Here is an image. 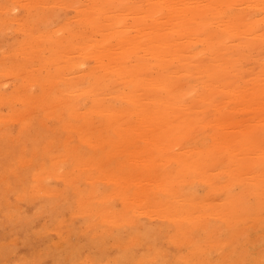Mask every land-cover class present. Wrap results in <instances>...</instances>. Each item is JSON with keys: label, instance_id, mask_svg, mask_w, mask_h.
Instances as JSON below:
<instances>
[{"label": "bare ground", "instance_id": "obj_1", "mask_svg": "<svg viewBox=\"0 0 264 264\" xmlns=\"http://www.w3.org/2000/svg\"><path fill=\"white\" fill-rule=\"evenodd\" d=\"M33 1H29L31 9ZM23 2L26 0L18 3L20 7ZM42 2L39 5L42 6ZM80 2L81 0L78 2L81 5L72 3L74 8L77 6L75 15L73 14L76 18L72 16V20L76 19L74 24L72 20L71 24H64L63 21H67L64 19L61 23L63 25H58L53 32V29L48 32L46 28L44 30L47 31H43V27H35L42 32L34 30L35 36L31 35V38L34 36L39 42L36 41L33 49L39 46V50L36 49L38 54L45 48H42L43 45L48 47V43L50 45L45 51L50 50V55L36 59L39 66L36 65L34 69L37 72L30 78L32 80H26L45 82L59 77L58 80H61L66 91L60 89L53 94L50 90L53 91L54 88L51 87L38 99L34 94L29 96L27 93L30 100L32 95L35 98L31 105L36 102L40 104L45 99L52 106L59 102L57 120H65L64 129L73 132L77 143L86 147L81 156L78 145L69 144L67 139L61 149L67 152L72 150L75 157L73 160H78L80 167L84 168L86 165L87 170L95 166L96 170H100H97L98 173L95 171L96 174L85 176L86 172L81 171L75 175L79 177L83 174V182H88L91 187L87 190L82 186L79 199L77 197L78 205L82 206V209L78 206L80 211L95 215L102 208L99 206L100 209H95L94 205L101 203H105V207L110 209L106 210L103 206L99 212L102 216L91 219L88 226H85L86 229L82 230L87 231L98 218L109 226L120 223H124L121 224L124 226L127 220L129 223H126L130 224V220L135 218L131 216L133 211L140 214L139 210L146 208L148 213L155 211L150 214L156 215L157 212L159 218L166 221L168 237L170 241L173 240L171 243L185 247L184 253L177 251V254L186 264L188 261H194L195 264H264V0ZM1 5L0 3V8ZM17 7L15 6L18 12ZM30 7L27 8V17L31 15H28ZM31 12L32 15L35 13L33 10ZM2 14L0 16L3 20ZM10 18L12 16L7 18L8 21ZM16 18L12 20L16 22ZM36 25L38 24H34ZM31 26L33 28L32 24L27 25ZM23 42L21 45L25 47ZM29 43L27 41L26 45ZM37 43L41 46H37ZM21 45L17 49L21 50ZM29 46L27 45L28 48ZM26 49L25 47V51L21 52L27 55L31 49ZM14 52L19 54V51ZM26 55L24 54L25 59ZM34 57L36 58L35 55ZM250 61L260 62L259 67L254 69L257 66L254 62L251 66ZM20 64L22 62L19 66ZM78 70L81 72L78 73ZM50 93L54 96L50 97ZM4 96L2 94V98H8ZM21 96L23 99L24 96ZM14 97L13 94L9 98L14 101ZM5 115L9 117L8 114ZM2 116L6 117L4 114ZM68 120H74L75 125ZM100 144H104L101 149L98 148ZM94 151L102 152L112 161L110 169L106 168L107 163H103L102 159H99L100 163L95 159ZM67 152H64V160ZM56 157L52 159L53 167L62 156ZM56 165L54 168L58 166ZM67 171H63L61 175L69 176ZM55 174L51 173V176L54 177ZM39 175L41 174H37ZM100 175H104L102 177L109 184L115 183L117 186L108 192H96L97 185L95 186L94 181L101 179ZM71 177L64 176L63 181L66 182ZM78 179L79 181L73 178L67 181L78 190L81 189L80 182L82 184ZM128 190L131 191L129 195ZM112 200H117L122 209L112 210L108 206V202ZM129 200L138 206H129L132 205ZM84 202L86 207L82 205ZM79 210L73 214H78ZM84 215L86 214L83 213L82 216ZM93 225L95 228L96 224ZM240 230L244 232L235 237ZM30 241L27 243H32ZM119 243L113 244L118 246ZM161 253L159 250V253L154 254L155 259L158 258L157 255L161 259ZM177 254L173 256L180 259ZM88 256L92 263L93 259ZM147 259L149 262V258ZM113 260L116 261L115 256ZM78 261L74 264L79 263ZM175 261L176 264L179 263L177 259Z\"/></svg>", "mask_w": 264, "mask_h": 264}, {"label": "rangeland", "instance_id": "obj_2", "mask_svg": "<svg viewBox=\"0 0 264 264\" xmlns=\"http://www.w3.org/2000/svg\"><path fill=\"white\" fill-rule=\"evenodd\" d=\"M22 1L23 0H20V1L19 0H15V1L14 0H0V3L2 4L1 8H0V15L2 14L1 12H3V10H4V12L2 14V16L4 17L3 20L0 16V18H1V22H0V94H1V97H0V117H1L0 118V264H51V263L52 264H66V263L69 264L70 261H71L70 263L74 264L75 261H77V260H79L78 261L79 263H77V264H81V262H82V264H84V263L89 264L90 258H87V255H89L88 257H91L93 259V260L91 259L92 263L90 262V264H96V263L97 264H105V263L106 264L107 263L108 264H115V262L117 264H136V263L140 264L141 261H143L142 264H150V263L151 264H157V263L161 264V262H162V264H176L175 259H177L180 264H183L184 262H185L184 264H186V261L184 259H183L184 261H182L180 255H178L179 252H180V254L184 253L183 250H185V247L183 248L182 245L178 246V245H176L177 243H174V245H173V243H171V242H173V240L171 238L172 241H170V238L168 237L169 233H168V230L166 228V225H167L166 221L162 218H159V216H158L159 214L157 212H156V215L150 214L152 212L150 209L149 210L151 212L149 211L150 213H148L147 212L148 209L139 206L140 208H144V209L139 210L140 214H138L139 213L138 211H136V212L133 211V213H132V211H130V213H132L131 216H134L135 218L133 217L134 219L130 220L131 221L130 224H128L129 220H127L128 223H126L127 221L126 222L124 221L125 222L124 226L121 225L124 223L109 226L107 223L103 224V222L98 218L97 220L95 219L96 222L94 221L95 223H93V224L97 225V226L95 225V228H94V225L92 224L91 226H89L87 228L88 229L87 231L85 230L86 227L88 226V222H91V219H94V217H97V216L98 217L102 216L99 212L103 209V206L105 207L106 204L101 203L98 205H94L95 209L99 208V206H101L100 208H102V209L98 212L96 211L97 213L95 215H92V216L90 215V213L88 214L86 212H83L82 210L80 211L79 209L80 208L82 209V206L78 205L79 204L78 199L80 196L79 193L83 189L82 186H84L87 190H90L89 188H91V187H90L88 182H86V183L83 182V174H82V176L80 174L79 177L78 176L75 177V175L79 174L81 171L86 172L85 176L87 174H90V173L96 174L95 171H97L98 169L96 170L95 166H92L93 168L95 167L94 169L91 167V169H87V170L85 169V168H88L86 165H84L85 166L84 168L80 167L78 160H76V159L73 160V158H75V157H73V155H72V150H68L69 152H67V151H63L61 149V145L64 144L65 141L67 143V141H68L67 139H69V141H68L69 144L74 143L73 145H78L77 148H78L79 152H82V153H80L81 156L84 155L83 152L86 149V147L82 144L77 143V140H76L77 137L73 132L66 131V129H64L66 127L65 126L66 125L65 120H59V119L57 120V114L60 111V106L58 105L59 102H56L57 104H55V105L53 104V106H55V108L52 106V104H50V102L47 101V99L43 100V102L41 101V103H40L41 105L37 102L35 104H38V106L35 104L31 105V103L35 102V98H33L34 96L36 97V99H38L39 97L42 98L43 92L46 93V90L49 91L50 90L49 88H51V87L54 88V89L51 88L53 91L50 90V92L53 94L55 92L60 91V89L64 90L65 86L63 85L61 80H58L59 77H57V79L54 78L52 81H45V82L41 81V80L40 81L39 80H35V81L33 80L35 83L27 81L28 79L32 80L30 78L34 75V72H37V69H34V68H36V65L39 66V63H37L38 60L36 61V59L37 58L38 59L47 58L50 55V50L45 51L46 49H48L50 44L46 43L48 46L46 48V46H44L41 42L40 43L43 45L42 48L43 47H45V48H43L44 49L43 50L40 47L42 50L40 49L41 51L38 53L39 55L37 54L36 49H38L39 48L38 45L41 46V44H38L39 43L38 40L34 39L35 38L34 32L37 30H40L41 27H43L42 28L43 31H45L47 29L49 32V30L53 29L52 30V32H53L54 29H57L59 27L58 25H60V26L63 25V24L61 25V23L64 19L67 20V21H63L64 24H66L67 22L71 24L70 20H72L73 17L76 18L75 16H73V14H74V11L76 12L75 8H77V6L74 8L75 5L72 3H75V2L78 3L79 0H71L72 2L70 0H56V1L45 0V2H42L44 0H41L40 2H42L41 4L43 7L41 5H39L40 4L39 0H37V2H36V0H34L33 1L34 6L32 7L33 9H31V7H30V3H29L30 0H26L27 3L23 2L24 4L22 3V5H24V6L21 5V7H20V5L18 3L20 2V4H21ZM46 1H48L49 3L50 2H52V3L49 4ZM84 1L86 2V0H84ZM16 2H17V4H16ZM35 2H36V4H35ZM81 2H82V0H81ZM83 2H82V4H83ZM25 3L27 5L26 7H25ZM17 5H18V7H17ZM72 5H73V7H72ZM78 5H81V4L78 3ZM13 6H14V8H13ZM15 6L17 7L18 12H17ZM2 7L5 9H3ZM7 7H9V8H7ZM28 7H30L29 11L30 10L31 11L33 10V12L35 11V13H33V15H32L31 11L28 13V15L31 14L30 17L29 16L27 17V14H26L28 12V10H27ZM39 7H40V9H39ZM34 8H36V9H34ZM1 9H2V11H1ZM5 16H7V17H5ZM11 16L13 19L16 17H19V19L16 18L17 20L15 19L16 22H14V20H12V18H10L8 21L7 18L11 17ZM69 17H71V19ZM5 18L7 19V21ZM23 18H24V20H23ZM25 18L29 19V20L27 19L28 22H26L27 20ZM68 18H69V20H68ZM18 20L19 21L21 20L20 23L17 22ZM75 20L76 19L72 20L73 21L72 24H74L76 22ZM31 21L32 22L35 21V22L32 23ZM21 23H22V26L24 28H20V27H22ZM30 23L33 25V28H32V26H31V28L27 27V25H29V26L31 25ZM34 24H38V25L34 26ZM43 24H44V26H42ZM48 24H49V26H48ZM35 27H40V29L36 30ZM44 28H46V29L44 30ZM21 29H26L27 32H25L26 30H21ZM31 29H33V34H31ZM22 32H24V33H22ZM37 32L39 33L42 31H37ZM31 35H34L33 38H31ZM54 35H55V33H54ZM24 38L25 39L27 38V40L25 41ZM1 39H4V41L1 42ZM33 39H34V42L32 43L31 41H33ZM23 41H25V43ZM27 41L32 43L31 45H30V43L27 44L28 46L30 45L29 48L31 50H29V48L26 45ZM36 41L38 42L37 43L38 48L35 49V47H34V49L36 50L35 51L33 49V45L36 44ZM11 42L15 43L16 45L12 44ZM22 42H23V44H25V47L30 51L29 53L27 52V55L24 52V54L27 56L26 57L27 61H25L26 60L25 56L21 52V50L25 51L24 45H21ZM11 45H12V47H11ZM18 45L23 46L22 47L23 49L21 48V46H19V48H21V50L17 49ZM9 48L11 50L12 49L13 50L10 51ZM1 50L3 52H1ZM7 51H8V53H7ZM9 51H10V53H9ZM14 51H19L18 52L19 54H17ZM13 52H14V54H12ZM20 52L24 58L22 57V55H20ZM42 53L46 54V55H42ZM28 54H30L31 56ZM32 55L33 56L35 55L36 58L35 57L33 58ZM17 56H18V60H17ZM45 56H47V57H45ZM238 57H240V55ZM19 59L20 60L22 59L23 61L22 60L19 61ZM30 59L31 60L34 59V60H32V62L36 61L35 63L33 62L35 65L32 66L33 63L30 62L31 61ZM14 61L18 62V63H15ZM24 61L26 63H24ZM255 61H253L254 63L250 61L251 62L250 65L252 63L256 64L255 66H257V67L253 66L254 69L258 68L259 64H260V62L255 63ZM21 62H22V65L20 64L21 66H19V63H21ZM27 62H28V64H27ZM26 65H28L29 67ZM22 66H24V68ZM251 66H249L250 69H252ZM8 67H10L11 69ZM17 67H19V68H17ZM31 68H33L34 70H32ZM5 70H8V73H5ZM10 71H12V72H10ZM79 72H81V71L78 70V73ZM36 81H39V82H36ZM42 82H44L46 85H44V83L42 85H40V83H42ZM13 88L16 89V91ZM13 91L16 92V94ZM65 91H66V89H65ZM27 93H28V95L30 94L29 96H31V94H34V96L32 95V98H31L32 100L29 99L30 97L27 95ZM51 93H50V97L54 96ZM2 94H3V96L5 95L4 97L8 96V98L13 96V94H14L15 95L14 101L12 100L13 98L12 99L11 98H9V99L8 98H5V99L2 98ZM19 94L23 95L24 98L25 97L26 98L22 99V96ZM37 94H38V96H37ZM1 98L3 99V101L6 100L7 102L1 101ZM24 101H26V102H24ZM31 101H33V102H31ZM46 101H47V103H46ZM1 102H2V104L3 103L4 104L2 105ZM23 103H25V104H23ZM43 103H45V104L43 105ZM28 105L30 106V108H27ZM34 105H35V109H34ZM45 105L48 106L49 108H46ZM49 105H51L53 107V109H55V112L52 109V107L50 108ZM31 107L35 111L32 110ZM29 109L32 110L33 112H30ZM27 110H29V111L27 112ZM48 111H50V112H48ZM45 113H47V114H45ZM3 114H4V116H6L5 114H8L9 117H10V114H12L11 117L13 118V120L11 117L9 118L7 116L5 117L6 119L3 118V116H2ZM7 118H8V120H7ZM69 122L71 124L74 123L73 125H75L74 120H70ZM64 123H65V125H64ZM71 134H73V135H71ZM102 147H104V144H100L98 146L99 149H101ZM64 152H67V153H65V154H67V158L65 157V160H64V156H65ZM94 153L96 156L95 159L96 158L98 160L102 159L103 163L104 162L107 163L106 168L110 169L112 161L109 158H107L106 156H104V154L102 152L94 151ZM68 154L71 156H69ZM56 155H58L59 157H61V156L62 157H61V159L58 158V161H56L58 166L55 164L57 167L54 168L55 165L53 167V165H52L53 160L52 159H55L54 156L56 157ZM101 156H104V157L101 158ZM104 158H107V159L104 160ZM56 159H57V157H56ZM108 159L110 162L106 161ZM60 160H62V161H60ZM59 161H60V164H59ZM99 163H100V160H99ZM74 165H76V166H74ZM79 168H82V169H79ZM45 170H46V172H44ZM66 170H68L67 172L70 173L69 176H67V177H70V176H72V177L66 179L65 180L66 182H64L63 181L64 176H65V178H67V177H66V175H63V174H62L63 175V177H62L61 173H64ZM98 171H100V170H98ZM98 171H97V173H98ZM40 172H42L43 174ZM50 172L52 174L56 173L55 174V176L57 175L56 178H55V176L53 177V175L51 176ZM72 172H73V174H72ZM44 173L47 176L44 175ZM37 174H41V175L37 176ZM94 174H93V176H94ZM48 175H50V176L48 177ZM118 175H121V174H118ZM118 175H115V176H118ZM102 176H104V175H100L101 179H98L99 176L97 178L95 177L96 179L99 180V181L98 180L94 181L95 186L97 185L96 186L97 189H95L96 187H94L96 192H99V191H107L108 192L109 190H112L113 187L117 186L115 183H113V185L109 184L107 181H105L106 178H104ZM57 177H58V179H57ZM61 177H62V179H61ZM72 178L74 180L77 179L78 181H79L78 178H80V181H82V184L80 182V188L81 189L76 190L75 188L70 186L71 183L67 180L72 179ZM102 178H104L103 179L104 181L102 180ZM43 185L46 186L47 188H49L50 192L47 191L48 189L46 187H44ZM31 186L37 187V189L36 188L33 189ZM14 188H16V189H14ZM38 188H40V191ZM52 190L54 192H51ZM130 192L131 191L128 190V192H127L128 195L131 194ZM21 195H23V196H21ZM77 197H78V199H77ZM72 201H73V203H72ZM129 203L132 204V205H129L131 207H135L137 205V203L135 204L134 202H131L130 200H129ZM108 204H110L108 206L112 207V210H118L119 208L122 209L121 204L117 200H112V201L108 202ZM82 205L86 207V202H84ZM78 206H81V207L78 209ZM105 208H106V210L109 209V208H107V206ZM75 209L79 210L80 212L78 214L75 213V215H74L73 212H75V211L77 212V210H75ZM145 209H146V211H145ZM131 210H132V208H131ZM61 212H62V215H61ZM82 212L86 215L82 216L83 215ZM103 212H104V210H103ZM134 213L137 216L133 215ZM154 213H155V211H154ZM79 214H82V215H79ZM56 215H58V216H56ZM10 216H11V218H10ZM153 216H156L157 218L156 217L153 218ZM69 217H72V219H70ZM67 218H69V219L66 221ZM136 218L138 220L137 223H136ZM63 221H65V223ZM103 227L105 229H103ZM50 228L52 229V231L50 230ZM55 228H56V230H55ZM60 228H61V230H60ZM83 228H85V229L82 230ZM53 229L56 232H59V230H60L61 234H60V232H59V234H57L56 232H54ZM63 229H64L65 233H64ZM112 229L114 230L113 232L111 231ZM104 230H106V231H104ZM107 230H108V233H107ZM83 231H84V233H82ZM96 231H98L96 233L98 235H96V234L94 235V232H96ZM70 232L73 233L74 235L73 234L71 235ZM85 232H86V234H85ZM243 232H244V230H240V232L234 236L238 237ZM165 233H167L168 235ZM40 234H42V235H40ZM44 235H46V237ZM91 235H94V236H91ZM95 236H96V238H95ZM136 237H137V239H136ZM139 238H140V241H139ZM29 241L32 243H27ZM54 241H56V242H54ZM53 242L55 243L54 245H53ZM118 242H120L118 246H117V244H115V245L113 244V243H118ZM121 244H123V245L125 244L124 245L125 247ZM149 245H150V247H148ZM62 246H63V248H61ZM127 246H128V248H126ZM156 246L158 248H156ZM80 248H81V250H80ZM176 248H177V250H176ZM158 249L160 250V253L162 252L161 253L162 258L160 259V256L157 255L159 259L156 257V259H157L156 260L155 259L156 255H154V254L159 253ZM37 250H38V253H37ZM40 250H41V252H40ZM47 251H48V253H47ZM155 251H156V253H155ZM175 251H176V253H175ZM177 251H179V252H177ZM69 253L71 256L69 255ZM123 254H124V256H123ZM173 254H177L180 257V259H178L176 255L173 256ZM65 255L66 256L69 255V256L66 257ZM151 255H154V256H151ZM72 256H73V258H72ZM83 256H85L88 260L85 257L83 258ZM108 256H110V257L113 256V257H111V259H110V257H108ZM114 256L116 259L115 262H114V260L112 261V258L114 259ZM144 256H145V260H146V258H149V262L147 259L146 260L147 262L145 263ZM81 257L83 258V261H81V259H82ZM127 257H129V258H127ZM167 257H169V258H167ZM43 258H45V259H43ZM171 258H172V260H171ZM163 259H167V260L165 261ZM72 260H75V261H72ZM53 261L56 263H54ZM65 261H67V262L65 263ZM103 261L104 262L106 261V262L104 263ZM173 261H175V262H173ZM187 264H195V263H194V261H192V263L190 261H188Z\"/></svg>", "mask_w": 264, "mask_h": 264}]
</instances>
